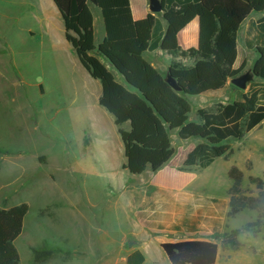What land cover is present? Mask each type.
Returning a JSON list of instances; mask_svg holds the SVG:
<instances>
[{"label":"rangeland","instance_id":"1","mask_svg":"<svg viewBox=\"0 0 264 264\" xmlns=\"http://www.w3.org/2000/svg\"><path fill=\"white\" fill-rule=\"evenodd\" d=\"M95 8L98 16L100 11ZM102 34L97 25V46ZM249 57L253 61L256 53ZM101 87L66 40L65 24L54 0H0V205L29 206L18 244L22 264H123L138 247L150 249L147 264H164L162 257L171 264L162 242L211 234L205 227L192 235L169 227L150 228V219H140V212L161 211L169 201L181 211L201 210L197 205L204 196L230 198L232 166L244 172L247 194L257 195L249 178L264 179L263 124L243 140L230 141L234 154L228 160L220 158L204 171L187 174V190L195 191L194 197L179 193L171 197L152 190L142 205L145 177H129L125 165L119 168L125 160L123 150L114 153L106 147L100 153L90 148L94 143L89 137L86 150L82 149L81 137L92 131L89 120L102 121L103 130H112L96 107ZM192 106L195 120L200 104L195 101ZM172 141L175 164H180L196 141H182L177 132L172 133ZM182 167L183 163L180 171ZM116 175L121 183L131 178L128 190L113 186ZM259 216L252 210L227 216L224 229L216 235L220 264H264V228L238 235L239 249L227 239ZM48 249L50 255L36 259V251Z\"/></svg>","mask_w":264,"mask_h":264},{"label":"trees","instance_id":"2","mask_svg":"<svg viewBox=\"0 0 264 264\" xmlns=\"http://www.w3.org/2000/svg\"><path fill=\"white\" fill-rule=\"evenodd\" d=\"M54 3L65 24L66 40L89 74L101 83L99 103L120 127L125 169L132 175L140 176L148 170L157 173L171 162L176 155L173 132L182 141H196L181 171L197 172L208 169L220 158L228 160L234 154L230 141L243 140L264 121V18L253 23L249 31L250 36L256 33L247 43L255 47L258 59L250 69L256 79L247 90L232 84L237 90L236 98L227 104H217L214 109H199L198 122L191 120L190 102V97L225 92L228 82L245 72L246 63L235 68L239 56L238 32L253 12H264V0H162L167 29L160 36L161 48L175 58L168 73L177 80L182 92L174 90L166 76L145 59L153 37L159 35L156 16L150 14L136 21L130 0H54ZM92 6L101 10L106 28V37L99 46L95 43ZM196 18L200 19L199 47L183 50L179 33ZM184 60H191L192 64ZM115 71L123 82L116 78ZM126 124L129 129L123 127ZM229 177L232 180L229 202L203 198L199 200L203 208L197 212L201 217L206 215L205 223L217 226L219 232L222 221L212 216H225L227 205L229 217L245 210L257 211L260 215L257 220L227 238L239 249L242 245L237 241L238 235L244 230L264 228V179L250 176L258 192L248 195L243 187L244 172L239 167L232 166ZM209 204H215L219 212L211 211L206 206ZM28 213L27 204L0 209V264H22L16 242ZM138 216L143 220L148 216L153 221L147 223L150 228H163L154 223L163 217L158 211L150 215L140 212ZM198 223L196 219H185L183 226L194 231ZM161 247L171 264H217L221 248L218 243L202 240L164 242ZM35 254L36 259L44 260L51 250ZM144 262L142 251L135 250L125 264Z\"/></svg>","mask_w":264,"mask_h":264},{"label":"crops","instance_id":"3","mask_svg":"<svg viewBox=\"0 0 264 264\" xmlns=\"http://www.w3.org/2000/svg\"><path fill=\"white\" fill-rule=\"evenodd\" d=\"M130 2H131V9H132L133 17L136 21L143 20V19L147 18L150 14L156 16L157 19L159 20V30H158L159 35L158 36L155 35L153 37L152 46L145 53V59L155 69H157L161 74L167 76V74L169 72V66L175 58L173 57V55L163 51V49L161 48L162 38L160 36L167 29V21L165 20V18L163 16L164 12L158 13V14L154 13L151 10L150 0H130ZM172 4H175V2H173ZM95 9H97V8H95ZM99 11L100 12H99L98 16H96L94 14V16H95L94 27L96 30L97 25H99V27L103 33L102 37H101V41H100V44H101L106 37V28H105V23L103 20L101 10L99 9ZM262 18H264V12L263 13L253 12L251 14V16L242 24V26L238 32V36H237L238 45H239V56H238V59H237L236 64H235V68H239L243 63H246L245 69H248V68L251 69V67L254 65L255 61L258 59V53H257L255 47H250L247 42H248V39H253V37L256 35L255 32H253L251 36L249 35L251 25L253 23L259 21ZM178 38H179V44L183 50H188L191 48H198L199 47V41H200V19L196 18L193 21H191L179 33ZM253 51L256 53V57L253 58L254 59L253 61H251V58L249 57V55ZM176 59L179 60L181 58L179 57ZM184 62L187 64H192L191 60H184ZM115 76L120 82H123L121 75H119V73H117V71H115ZM231 85H232V82L229 81L228 82V88L223 93L214 94V95H202V96L190 97V102L193 103L195 101H198V103L200 104L199 109H201V108L214 109L217 104H220V103L227 104L229 102L230 97L232 99H235L237 96V90H233L231 88ZM97 94L98 95L96 97V107L98 105V109L100 111L99 114H102L103 117L106 118V120L109 122L108 124L111 125L112 130H110V131L109 130H103L99 124L102 121H99V120L97 121L94 118L89 120L91 122L90 124L92 125L90 130L92 129V131L90 132V135H87V133L85 132L84 135L81 137L83 139V141H81L82 146H83L82 149L86 150L85 147H86L87 143H85V142H86V138L89 137V138L93 139V143H94V145L90 148L94 147L100 153L105 152V150H107V149L116 153L115 151H118V149H121L124 151V155H125V147H124V144H123V141L121 139L120 132H119L120 127L116 124L115 118L113 117V115L110 114L99 103V99L102 95V87L100 89V92L97 91ZM97 99H98V102H97ZM99 106L102 107L103 109H101ZM107 113H109V114H107ZM191 120H193L192 116H191ZM193 121L198 122L199 118H197ZM123 127L125 129L130 128L129 124H126ZM106 147H107V149H106ZM194 147L195 146H192L191 148L188 149V151H186V154L183 157L182 163H184L188 153ZM80 156H81V154H80ZM102 160L107 163V161H105L104 157H102ZM182 163L175 164V157H174L171 160V162L167 166H165L163 169H161L159 172L153 173V172H151V170H148L147 172H145L144 174L139 176V177H145L143 184L145 185L146 194L144 195V200L141 201L142 205L147 202L146 201L147 197L151 194L152 190L161 191V193L167 194L168 196H171V197L174 195H177L178 193H179L178 195H180L184 198L185 197L188 198L189 195L191 197H194L193 195H195L194 194L195 191L187 190L188 189L187 185L189 183L186 181V178H187V174H190L191 172L180 171L179 167ZM125 164H126V157H125V160L120 161V164H119L120 167L119 168H122ZM107 167H108V164H107ZM108 170H110V169H108ZM127 171L128 170L125 169L126 173H130L129 171L128 172ZM191 174H193V173H191ZM131 175L132 174L130 173L129 177L135 176V175H132V176ZM123 178H125V177H123ZM116 179H117V182L114 183L113 186L119 185V187L127 189V187H129L131 184V183H129L131 181V178L125 180L124 183L120 182L121 178L118 177L117 175H116ZM203 198H208L211 200L212 199H218V200H222L225 202H229V200H230V198L227 196H224V197L204 196L201 199H203ZM197 206L199 208H203V205H201V203ZM206 206L211 211L219 212V210L215 204H209ZM10 208L11 207L7 208L5 205H3V206L0 205V209H10ZM197 210L198 209L190 208V210L188 212L181 211L180 207L173 206V202L169 201V202H167L166 206H164L162 208L161 211L157 210L161 215H163V217H161L162 219L155 220L154 223L155 224L160 223L157 225H159V226L161 225L163 227V229H166L167 227H169L173 231H182L186 235H189V234L192 235L193 233H198L201 230V228L203 229V227H205L206 231H208V233H210L211 236H208L206 238H202V237L196 238V237L189 235L185 239H181L178 241L202 240V241H211V242H215V243L219 244V241H218V238H216V235L220 234L222 232V230L224 229L223 224L225 223V219L227 218V213L230 211L229 205H227L225 208V212H226L225 216L222 217L220 214H215L214 216H212L213 218H215V220H219V221L221 220L222 221V226L220 227L219 232L216 230L217 226L205 223L204 218L206 217V215H203V217H201V219H200L199 215H197L198 214ZM157 211L154 210V212H157ZM148 215H150V214H148ZM148 219L149 218L147 216V219H144V221H148ZM185 219H188V220L196 219L197 221H199V223L197 225L198 229L193 231L189 228L184 227L183 223H184ZM149 221L153 222V221H151V219ZM177 226H180L181 229H179V230L175 229V227H177ZM24 230H25V221H24L23 232L16 242V246H17L19 253H20V256H21V263H22V254H21V251L19 249L18 244L21 240V237H23ZM212 235H214L215 237H213ZM169 242H177V241H169ZM162 243H164V242H162ZM135 250L142 251V253L145 256V262L143 264H147L148 253L150 252V249H148L147 247H138L136 249H133L131 252H129L128 255L131 254L132 252H134ZM128 255H127V257H128ZM127 257H126L123 264L126 263ZM237 258L240 259V257H238V256H237ZM242 259H244V258H242ZM162 260H163L164 264H167L166 258L162 257ZM220 260H221V255L219 252L217 264L221 263ZM155 262H156V260H155Z\"/></svg>","mask_w":264,"mask_h":264},{"label":"water","instance_id":"4","mask_svg":"<svg viewBox=\"0 0 264 264\" xmlns=\"http://www.w3.org/2000/svg\"><path fill=\"white\" fill-rule=\"evenodd\" d=\"M151 10L154 13H162L163 12V5L161 0H150ZM112 66V64H111ZM256 79L252 70H248L244 72L242 75L236 77L235 79L231 80L232 84L235 85L237 88L241 90H247L249 83ZM167 82L173 87L174 90L178 92H182V87L179 85L177 80L168 73L166 76ZM133 244L130 243V246Z\"/></svg>","mask_w":264,"mask_h":264},{"label":"built area","instance_id":"5","mask_svg":"<svg viewBox=\"0 0 264 264\" xmlns=\"http://www.w3.org/2000/svg\"><path fill=\"white\" fill-rule=\"evenodd\" d=\"M261 124H263V125H264V121H263Z\"/></svg>","mask_w":264,"mask_h":264}]
</instances>
